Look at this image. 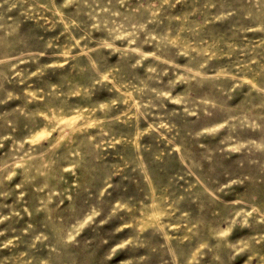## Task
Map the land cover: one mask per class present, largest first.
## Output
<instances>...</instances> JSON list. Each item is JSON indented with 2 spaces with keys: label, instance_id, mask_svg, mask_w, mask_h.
Masks as SVG:
<instances>
[{
  "label": "rangeland",
  "instance_id": "374dc122",
  "mask_svg": "<svg viewBox=\"0 0 264 264\" xmlns=\"http://www.w3.org/2000/svg\"><path fill=\"white\" fill-rule=\"evenodd\" d=\"M0 264H264V0H0Z\"/></svg>",
  "mask_w": 264,
  "mask_h": 264
}]
</instances>
